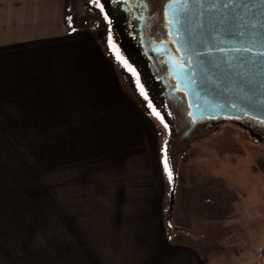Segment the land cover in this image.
<instances>
[{
	"label": "rangeland",
	"instance_id": "1",
	"mask_svg": "<svg viewBox=\"0 0 264 264\" xmlns=\"http://www.w3.org/2000/svg\"><path fill=\"white\" fill-rule=\"evenodd\" d=\"M80 1L88 12L76 15L72 25L95 29L93 35L116 67L123 89L156 127L151 142H157V154L147 144L135 142L131 158L124 148L125 157L119 159L114 153L121 155L122 143L119 148L110 136L109 140L88 141L87 133L74 134V125L72 133H65L68 126L63 119L57 120L62 122L57 131L49 134H37L29 117L24 118V127L35 133H18L15 120L1 125L0 130L16 131H0V264H100L90 258L97 250L96 240L128 253V234L122 240L120 231L113 230L116 238L107 240V230L102 238L95 230L80 229L87 225L88 208L97 203L112 206L114 198L108 197L124 192L128 185L143 195L129 196V205L134 201L133 207H140L139 202H149L151 213L155 198L144 189L153 191L159 186L168 191L160 218L164 234L170 243L187 242L203 264H264V124L253 117L231 115L196 131L187 130L188 125L181 127L179 114L160 113L143 93L97 0ZM3 105L0 101V109ZM79 120L88 121V117ZM165 157L171 179L164 167ZM199 183L209 186L211 195L221 191L222 197H197L196 192L204 190ZM183 196H192L195 204ZM198 205L206 208L202 221L195 219ZM69 208L85 209V213L71 214ZM134 209L122 223H115L124 234L127 218L139 220ZM143 260L148 261L143 257L136 264H146Z\"/></svg>",
	"mask_w": 264,
	"mask_h": 264
},
{
	"label": "crops",
	"instance_id": "2",
	"mask_svg": "<svg viewBox=\"0 0 264 264\" xmlns=\"http://www.w3.org/2000/svg\"><path fill=\"white\" fill-rule=\"evenodd\" d=\"M84 6L80 0H0V101L4 103V109H0V126H8L13 124L10 120H15L18 133H35L24 127V118L29 117L37 134H49L57 131V124L58 127L62 125L57 120L63 119L68 126L65 133H72L74 125L77 127L74 134L85 132L88 141L111 137L117 140L119 148L122 143L121 155L118 156L117 151L114 153L119 159L125 157L124 148L131 158L135 142L147 144L155 155L157 142H151V135L155 136L156 127L123 89L116 67L93 35L95 29L72 25L77 21L76 15H87ZM89 109L92 110L90 114L84 113ZM82 117H88V121L79 120ZM198 185L204 190L196 192L197 197L209 200L222 197L221 191L217 196L211 195L209 186ZM157 187L153 191L144 189L155 198V214L151 213L149 202L147 205L144 201L139 202L140 207H133L134 201L129 205V196L130 199L143 196L131 185L124 192L121 190L108 197L111 201L114 198L112 206L97 203L86 210L87 225H80L81 230H95L102 238L103 230H107L110 235V238H104L107 240L116 238L113 230L120 231L122 240L125 235L129 236L125 241L129 246L126 254L117 245L110 247L102 241L92 240L97 250L92 251L91 260L100 264H136L144 257L148 260H143L146 264H203L187 242H168L160 218L165 208L164 198L169 193ZM177 192L174 191L175 195ZM183 192L194 194L193 190ZM183 197L195 204L192 196ZM133 208L139 220L132 222L127 218L123 223L124 234L115 223H122V218ZM205 209L196 206L195 219L202 221ZM84 210L69 208L71 214L77 211L83 214ZM118 245L121 244L118 242Z\"/></svg>",
	"mask_w": 264,
	"mask_h": 264
},
{
	"label": "water",
	"instance_id": "3",
	"mask_svg": "<svg viewBox=\"0 0 264 264\" xmlns=\"http://www.w3.org/2000/svg\"><path fill=\"white\" fill-rule=\"evenodd\" d=\"M183 8L171 16L192 57L193 76L176 71L191 115L264 121V0H185Z\"/></svg>",
	"mask_w": 264,
	"mask_h": 264
},
{
	"label": "flooded vegetation",
	"instance_id": "4",
	"mask_svg": "<svg viewBox=\"0 0 264 264\" xmlns=\"http://www.w3.org/2000/svg\"><path fill=\"white\" fill-rule=\"evenodd\" d=\"M96 2L114 29L127 63L138 75L143 93L145 91V95H149L160 113L167 116L171 112L172 117L179 114L181 127L188 125L187 130L193 128L196 131L202 126L213 125L215 119L227 120L231 116L205 115L201 119H194L191 115L188 92L176 71L193 76L192 57L186 48L180 46V32L173 26L171 16L172 12L174 14L185 9V0ZM193 82L197 83L196 79ZM253 119L264 124L263 120Z\"/></svg>",
	"mask_w": 264,
	"mask_h": 264
},
{
	"label": "snow or ice",
	"instance_id": "5",
	"mask_svg": "<svg viewBox=\"0 0 264 264\" xmlns=\"http://www.w3.org/2000/svg\"><path fill=\"white\" fill-rule=\"evenodd\" d=\"M69 20H70V18H69ZM260 55L264 56V51H261ZM156 114H157V116H159V113H156ZM161 119H163V118L161 117ZM165 126L167 127V125H165ZM164 167H165L166 171L168 172L169 178L171 179V174L172 173H171V169L169 168V165H168L167 157H165V160H164Z\"/></svg>",
	"mask_w": 264,
	"mask_h": 264
}]
</instances>
